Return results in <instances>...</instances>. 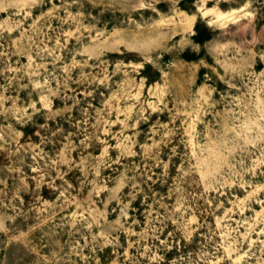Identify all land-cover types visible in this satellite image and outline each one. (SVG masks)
Returning a JSON list of instances; mask_svg holds the SVG:
<instances>
[{
  "label": "rangeland",
  "instance_id": "obj_1",
  "mask_svg": "<svg viewBox=\"0 0 264 264\" xmlns=\"http://www.w3.org/2000/svg\"><path fill=\"white\" fill-rule=\"evenodd\" d=\"M0 264H264V0H0Z\"/></svg>",
  "mask_w": 264,
  "mask_h": 264
},
{
  "label": "trees",
  "instance_id": "obj_2",
  "mask_svg": "<svg viewBox=\"0 0 264 264\" xmlns=\"http://www.w3.org/2000/svg\"><path fill=\"white\" fill-rule=\"evenodd\" d=\"M201 21L199 20L197 25H196V29H197V32L196 34H194V39L197 41V42H200V43H203L205 40L211 38L212 36V31L209 29V27L206 28V33L203 32L201 30ZM134 206H138L140 208H142V205L140 202L136 201L134 203Z\"/></svg>",
  "mask_w": 264,
  "mask_h": 264
}]
</instances>
